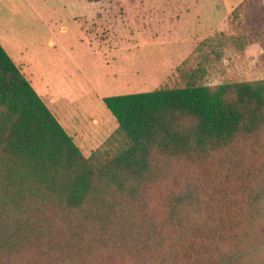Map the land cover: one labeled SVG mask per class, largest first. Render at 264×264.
I'll return each instance as SVG.
<instances>
[{
    "label": "trees",
    "instance_id": "16d2710c",
    "mask_svg": "<svg viewBox=\"0 0 264 264\" xmlns=\"http://www.w3.org/2000/svg\"><path fill=\"white\" fill-rule=\"evenodd\" d=\"M251 42L106 96L119 127L89 157L0 43V264H264V79L207 83Z\"/></svg>",
    "mask_w": 264,
    "mask_h": 264
},
{
    "label": "rangeland",
    "instance_id": "374dc122",
    "mask_svg": "<svg viewBox=\"0 0 264 264\" xmlns=\"http://www.w3.org/2000/svg\"><path fill=\"white\" fill-rule=\"evenodd\" d=\"M51 2L0 0V42L23 62L87 157L119 127L106 96L180 86V68L220 34H248L252 42L245 49L227 46L222 70L210 67L207 83L264 79V0H120L117 24L106 18L83 30L48 12Z\"/></svg>",
    "mask_w": 264,
    "mask_h": 264
},
{
    "label": "crops",
    "instance_id": "0c3cea01",
    "mask_svg": "<svg viewBox=\"0 0 264 264\" xmlns=\"http://www.w3.org/2000/svg\"><path fill=\"white\" fill-rule=\"evenodd\" d=\"M113 5L114 0H52V2L46 4V7L44 8H47L48 12L68 16L69 19L74 20L83 30V28H89L90 25L97 29L100 24H104L106 16L108 15L107 11L111 8V12L114 15L108 19H111L112 21L114 20V24H117L115 22L118 20L117 15H115L117 12L114 10ZM129 18H131V16ZM47 20L51 21L50 19ZM10 55L23 65L22 61L18 60L11 53Z\"/></svg>",
    "mask_w": 264,
    "mask_h": 264
}]
</instances>
